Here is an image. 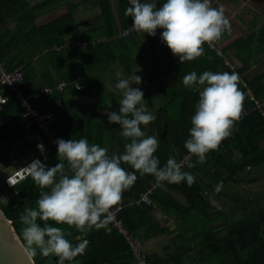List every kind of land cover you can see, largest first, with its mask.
<instances>
[{"label": "trees", "instance_id": "trees-1", "mask_svg": "<svg viewBox=\"0 0 264 264\" xmlns=\"http://www.w3.org/2000/svg\"><path fill=\"white\" fill-rule=\"evenodd\" d=\"M23 1L25 0H0V16L18 17L24 8L21 3ZM55 2L57 0H46L43 2V7L52 6ZM115 2V0H98L97 8L92 11L99 13L103 21L101 26L107 29H104L105 32L103 31L102 36L95 33L99 36L100 42L98 40H83L85 34L80 35L83 38L77 39L80 33L76 17L80 18L79 14L82 7L70 6L69 3L60 9L61 13H57L58 10L55 13L49 12L38 27H31L30 22L27 23L25 25L28 29L27 33L30 36L41 35L43 37L42 49L50 55L68 59L69 56L78 57L80 55L78 53L86 52V54H90L91 59L99 58L101 62H105L107 65L120 59V63L126 66L125 69H129L132 61L130 51L135 46L133 36L140 33H135L127 38L116 37L121 30L132 24V19L127 16L116 17L114 15ZM4 6L6 10H3ZM98 28L95 29L100 32ZM69 37L71 39H68ZM263 41H259L262 46ZM73 42L86 44L84 48H77L72 51L54 50L56 46ZM204 49V56L194 61H186L183 64L178 62V57L173 56L167 45L165 51L157 58H149L142 52L145 66L150 71L166 66L168 73L175 78L172 84L164 90L158 89L154 93L147 92L144 94L147 110L155 114L156 120L141 127L146 135H154L159 139V147L154 155L160 159L161 166L170 157L180 161L188 155L183 144L189 135L191 117L195 112L199 90L185 87L182 83L183 76L191 71L197 72L198 75L204 71L233 72L221 57L209 52L206 44ZM9 52L6 45L0 48V59L7 62V69L12 70L16 65H28L25 60L18 61L19 56H14ZM32 57H34L32 54L28 55L29 59ZM65 68L66 70L59 73L58 79L73 87L75 82H80L82 71L70 65ZM242 72L243 70L240 68L239 73ZM56 84V82H51L47 85L48 88L52 89L51 95L43 99L45 109H40L42 112L46 111V106L51 103L58 106L57 109H51L52 113L58 115V119L52 125L51 130L64 140L86 138L89 143H96L102 147H104L107 139L109 154L123 153L124 144L128 141L120 135V126L110 124L107 115L100 113L102 105L100 103L80 104L77 102L58 105L56 101L60 100L62 95L55 90ZM239 88L245 95L243 116L235 122L232 134L222 141L219 149L207 154L204 163H199L198 158L192 157L195 167L188 168L185 165L182 169L195 176V182L191 186L186 181L177 184L157 183L152 175L141 176L136 173L138 177L136 183L123 194L122 206L116 218L133 238L144 240L147 235L160 232L155 230L157 226L153 216L155 207L166 209L175 215L178 229L176 237L187 242V245H182L177 260L175 259L177 264H183L184 258L195 260L200 255L203 257V264H211L206 261L208 254L210 252L213 254L216 251L226 255L221 264H264V213L259 215L260 219L248 222L246 226L241 224L230 231L227 228L225 232L221 230L222 239L220 241L214 235L212 236L210 226L211 221L218 216V211L209 203L208 195L215 191L217 184L222 181L221 189H224L228 184H237L236 178L247 169H260L264 165V111L262 108H256L247 94V89H251L254 99L258 101L263 95L264 86L245 87L239 80ZM155 97L158 99L155 101L157 106L152 110L151 101ZM119 107L118 101L110 111L118 112ZM4 111L7 123L0 129V135L5 140L24 141L33 138L27 145L28 148L35 149L38 144H43L47 149L42 155V163L52 167L60 162L57 158L58 146L52 145L44 138L32 118L22 116L23 110L16 102L14 95H8ZM124 167L128 171H135L130 166L124 165ZM154 184H157V187L149 195L152 208L143 203L135 205L140 195ZM41 191L30 176L26 177L12 188L10 201L5 205H0L3 214L7 220L12 222L15 232L24 244L26 242L23 240V225L19 221V215L26 207H36V201ZM18 198L21 199L18 201ZM49 223H52L54 227H64L71 231L72 237L69 238L84 234L75 228L69 229L67 225ZM106 227H110L109 233H106L102 228L95 233L86 235V239L89 241L88 248L85 254L76 258V261H80V264H129L132 262L125 237L112 226L111 220ZM162 231L164 234L171 233L166 227H163ZM148 260L150 264H170L168 261H154L149 256Z\"/></svg>", "mask_w": 264, "mask_h": 264}, {"label": "clouds", "instance_id": "clouds-1", "mask_svg": "<svg viewBox=\"0 0 264 264\" xmlns=\"http://www.w3.org/2000/svg\"><path fill=\"white\" fill-rule=\"evenodd\" d=\"M125 16L131 17L130 32L146 33L155 37L162 30L160 40L170 49L178 62L194 61L205 54L204 45L219 41L231 31L225 10L212 6V0H166L157 7L156 0H128ZM211 59V57H208ZM236 72L191 71L182 83L199 90V98L191 117L187 150L182 160L168 158L161 161L154 155L159 139L146 135L142 125L156 120L145 105L144 93L139 87L142 77L135 73L127 79H118L113 90L122 93L119 110L107 111L108 122L120 126V135L128 142L123 153H111L107 147L89 143L86 138L64 140L59 138L57 158L60 161L49 167L33 160L27 167L12 171L8 183L13 186L19 179L31 177L42 190L36 207H26L19 215L23 225L22 236L29 258L55 257V264H76V258L85 254L89 241L81 236L73 238L71 231L55 225H67L81 233L93 228H105L111 220L110 210L122 202L123 194L136 183L138 177L152 175L157 183L177 184L186 181L189 186L195 176L182 169L194 168L192 157L204 163L207 154L219 149L220 144L233 131L236 121L242 118L245 95L239 88ZM26 103V102H25ZM44 152V145L38 144ZM124 165L135 171H128ZM222 181L215 188L220 191ZM0 203L6 199L0 197Z\"/></svg>", "mask_w": 264, "mask_h": 264}, {"label": "crops", "instance_id": "crops-1", "mask_svg": "<svg viewBox=\"0 0 264 264\" xmlns=\"http://www.w3.org/2000/svg\"><path fill=\"white\" fill-rule=\"evenodd\" d=\"M45 1L25 0L21 2L24 8H22V12L18 17L0 16V48L6 45L8 52L12 50L9 53L19 56L17 58L18 61L23 59L28 65H16L14 69L9 70L7 69V62L1 59L0 61L4 62L6 69L9 71L20 70L23 72L24 83L20 86L19 92L22 95V99L27 100L30 107L42 112L41 110L45 109L43 99L49 97L52 90L47 85L51 82H56L57 87L55 90L62 95L61 99L56 101L58 105H67L70 102L80 104L100 103L102 105L100 113L106 115V112L110 111L121 99L122 93L118 90H113L112 87L118 79H127L134 73L141 76L142 83L140 85L133 84L132 87H139L144 94L147 92L154 93L158 89L164 90L174 81V76L168 73L166 66L150 71L144 63L142 52L149 58H157L166 49V44L160 40L162 30L159 29L155 37L146 33L133 36L135 46L130 51L132 61L129 69H125L126 66L120 63V59L107 65L105 62H101L99 58L91 59L90 54H86V52L78 53L80 54L78 57L69 56L68 59L44 52L42 49L43 37L37 34L28 35V29H26L25 25L30 22L29 25L31 27L40 26L49 12L53 11L55 13L58 10L57 13H61L60 9L66 3H69L70 6L82 7L79 14L80 18L76 17L80 33L77 39L83 38L80 35L85 34L83 40H98L100 39L99 36L104 34V29H106L101 26L103 21L99 13L92 12L97 8L98 0H57L52 6L43 7V2ZM115 1L114 15L116 17L119 16V18L126 17L124 14L125 10L130 6L128 0ZM164 2L166 0H156L157 7L162 6ZM212 6L217 8L222 6L224 8L225 15L231 23V31L225 32L219 41L211 45L206 43L209 52L221 57L224 63L228 62L232 65L233 71L235 70L234 72L239 74L240 80L245 87H263L264 41L262 42L263 46L259 41L264 40V0H212ZM3 10H6L5 6ZM97 27H99L100 32L95 29ZM95 33H98L99 36ZM68 39L71 38L69 37ZM11 40L12 43H10ZM29 54L34 57L29 59ZM67 65L74 66L76 67L75 69L82 71L80 82H75L73 87L58 79L59 73L66 70L65 67ZM239 67L243 70L242 73H239ZM157 80L162 81L163 88L155 87L157 85L155 81ZM60 84H63L61 88L59 87ZM5 92L7 94H4ZM9 94L14 95L16 102L23 110L22 116H24L25 106L23 101L17 97L16 93L0 87V96H6L7 101ZM247 94L249 99L250 96L253 97L251 89H247ZM257 102V108H262L264 111V92ZM4 105H0V109L3 110L6 117ZM57 107L55 103L48 104L44 112H52L51 109H57ZM6 123L7 117L0 129ZM32 140L33 138L24 141H8L0 135V172L14 162L16 164L21 159L30 156L31 153H34L33 160L39 158L43 161L42 155L36 149L37 147L35 149L28 148L27 145ZM107 141L106 139L104 147L108 148ZM28 164L30 163L28 162ZM236 179L238 181L237 184H228L224 189L215 190L208 195L209 203L218 211V216L211 221L210 226L213 233L212 236L214 235L219 241L222 239L220 236L221 230L225 232L227 228L230 231L241 224L246 226L248 222L260 219L259 215L264 213V165L260 169H247ZM135 205L140 204L135 203ZM154 209L156 210L153 211V216L157 223L155 230L160 232L158 234L149 233L150 235H147L141 241L148 256L152 257L154 261H168L170 264H177L175 259L177 260V255L182 245H187V242L176 237L178 229L175 215L166 209L157 207ZM163 227H166L171 233L164 234L162 231ZM99 230L93 228L80 236L86 239L87 234H92ZM104 230L109 233L110 227H105ZM225 257L226 255L222 252L216 251L213 254L210 252L206 261L211 264H221ZM188 259L184 258L183 264H203L201 255L197 256L195 260ZM76 264H80V261L77 260ZM129 264H134L133 260Z\"/></svg>", "mask_w": 264, "mask_h": 264}, {"label": "built area", "instance_id": "built-area-1", "mask_svg": "<svg viewBox=\"0 0 264 264\" xmlns=\"http://www.w3.org/2000/svg\"><path fill=\"white\" fill-rule=\"evenodd\" d=\"M131 26L132 24H130L128 27L121 30L116 35V37L117 38H127L129 36L134 35L136 32H130L128 34H125L128 31V29H130ZM85 44L86 43H79V42L67 43L59 47L57 46L54 47V50L55 51H60V50L72 51L77 48H84ZM225 64L229 65L230 69L233 71V67L228 62H225ZM23 83H24V74L22 71L20 70L9 71L6 69L4 62L0 61V87L7 89L9 92H14L17 94V97L23 101V104L25 106V111L23 115L32 118L36 123V127L38 131L44 136V138L47 141H49V143H51L52 145L57 146L55 141L59 139L60 137H58L51 130V127L54 124V122L58 119V115L52 112H40L37 109L30 107L27 103V100L22 99V95L19 92V88ZM62 86L63 84L59 85L60 88ZM250 100L254 102L257 108L258 102L252 96H250ZM6 101H7L6 96H0V105L5 104ZM36 149L40 153V155H43L44 152H46L47 150L45 145H44V149H45L44 152H41L38 149V147ZM156 187H157V184H154L149 190L141 194L139 200L136 201V204L143 203L146 205H151L149 195L151 194L153 190H155ZM121 206H122V202L110 210L112 226L117 230L119 234H122L125 237L127 244H128L130 256L134 264H150L148 260V254L144 248L143 242L137 238H133L129 234L127 229L123 227L122 223L117 220L116 216Z\"/></svg>", "mask_w": 264, "mask_h": 264}, {"label": "water", "instance_id": "water-1", "mask_svg": "<svg viewBox=\"0 0 264 264\" xmlns=\"http://www.w3.org/2000/svg\"><path fill=\"white\" fill-rule=\"evenodd\" d=\"M6 117L2 109H0V127L5 123ZM32 158V159H31ZM34 153L30 156L21 159V161L16 164H11L4 170L0 172V197L6 199V203L11 199L12 188L23 179L18 178V182L11 186L8 183L9 175L12 171H19L22 168L27 167L29 163L33 161ZM41 159L36 158L34 160ZM30 160V161H29ZM26 178V177H25ZM21 198H18V201ZM0 205H5L0 203ZM26 243L24 244L15 232L12 222L7 220L0 208V264H55V257L45 258L43 256H35L31 259L29 258V253L27 252Z\"/></svg>", "mask_w": 264, "mask_h": 264}, {"label": "rangeland", "instance_id": "rangeland-1", "mask_svg": "<svg viewBox=\"0 0 264 264\" xmlns=\"http://www.w3.org/2000/svg\"><path fill=\"white\" fill-rule=\"evenodd\" d=\"M160 76V75H158ZM155 83H157V85H155V87H158V88H163V83L161 80H157L155 81ZM158 99L155 98H152V101H151V105H152V110L157 106L155 101H157Z\"/></svg>", "mask_w": 264, "mask_h": 264}]
</instances>
